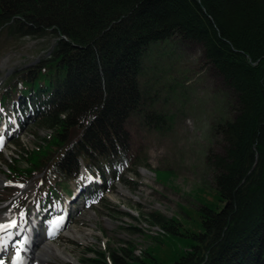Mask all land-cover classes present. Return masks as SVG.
Here are the masks:
<instances>
[{"label": "trees", "instance_id": "16d2710c", "mask_svg": "<svg viewBox=\"0 0 264 264\" xmlns=\"http://www.w3.org/2000/svg\"><path fill=\"white\" fill-rule=\"evenodd\" d=\"M176 35L203 46L238 104L216 125L223 148L208 154L216 194L186 232L192 243L171 263L149 264H264V0H0L1 43L55 38L50 54L16 69L0 93L49 131L12 159V180L47 179L53 170L55 185L40 200L52 204L60 181L70 194L77 189L83 165L106 185L116 179L130 161L131 119L163 125L143 74L150 46ZM152 216L165 234L158 240L171 242L177 219ZM91 250L88 264H144L132 244Z\"/></svg>", "mask_w": 264, "mask_h": 264}, {"label": "rangeland", "instance_id": "374dc122", "mask_svg": "<svg viewBox=\"0 0 264 264\" xmlns=\"http://www.w3.org/2000/svg\"><path fill=\"white\" fill-rule=\"evenodd\" d=\"M54 42V37L0 42V93L11 75L33 68L50 54ZM148 55L143 74L146 97L164 116L163 125L146 126L137 118L131 119L130 161L118 171L116 181L108 183L104 194L96 185L102 180L90 177L85 187L91 186L87 193L93 196L86 193L85 203L78 193L73 202L68 200L67 207L63 198L70 186L66 181L56 186H61L63 193L53 205L40 203L44 194L52 191L49 181L55 182L53 170L47 179L40 175L28 182L12 180V159L18 160L25 148H38L41 136L49 131L35 125L33 111L16 114L12 103L0 98V223L19 216L8 253L0 257L3 264H12L16 252L23 249L27 237L23 233L29 225L38 226L42 232L36 233L39 251L44 247L41 243L48 242L43 235L52 232L50 242L63 253L54 251L45 264H88L84 259L95 256L91 249L131 244L144 264L151 263L153 257L171 263L175 254L192 243L186 232L195 227L203 202L213 200L216 194L214 169L208 161L211 150L221 152L223 148L216 125L235 115L237 95L196 40L176 35L150 46ZM85 176L86 171L78 180L82 182ZM12 187L17 189V195L9 197ZM41 207L46 208L42 213ZM64 208L70 210L68 219ZM153 214L177 219L178 235L171 242L158 240L165 234L153 222Z\"/></svg>", "mask_w": 264, "mask_h": 264}, {"label": "bare ground", "instance_id": "6f19581e", "mask_svg": "<svg viewBox=\"0 0 264 264\" xmlns=\"http://www.w3.org/2000/svg\"><path fill=\"white\" fill-rule=\"evenodd\" d=\"M15 204H17V202ZM13 222L15 223V227H8L9 225H12ZM18 222H19V216L16 215V216H12L8 221L0 223V225H5L3 229H0V251L3 250L2 252H4L5 250L9 249L10 241L12 238L11 235L14 231H16ZM34 232H36V226L33 225L32 227H30L29 225V229L27 230V232L23 233L24 235L26 234L27 237H25L23 249L20 248L18 250L21 254L22 264H45L46 260L50 258L51 255H53L54 251L59 253L60 255H63V253L60 252V248L57 245H54L56 243L50 242L51 236L45 239L48 242H44V244L41 243V245H43L44 247L39 251L38 248L40 247L37 248L36 246L37 244H35L37 242V241L35 242L37 235L36 237H34L35 236L34 234H36ZM31 237H32V241H31ZM24 254L26 256L25 260H24ZM15 258H16V254L14 259Z\"/></svg>", "mask_w": 264, "mask_h": 264}, {"label": "snow or ice", "instance_id": "6c2138e0", "mask_svg": "<svg viewBox=\"0 0 264 264\" xmlns=\"http://www.w3.org/2000/svg\"><path fill=\"white\" fill-rule=\"evenodd\" d=\"M5 225H0V229H3ZM8 227H15V223L13 222L12 225H9ZM0 264H3L2 261H0ZM12 264H22L21 261V254L19 251L16 252V258L12 261Z\"/></svg>", "mask_w": 264, "mask_h": 264}]
</instances>
